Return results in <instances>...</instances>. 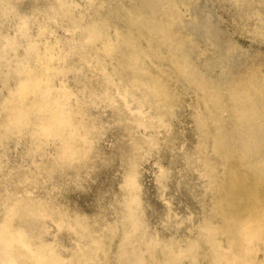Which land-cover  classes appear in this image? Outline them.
<instances>
[{"label": "rangeland", "instance_id": "374dc122", "mask_svg": "<svg viewBox=\"0 0 264 264\" xmlns=\"http://www.w3.org/2000/svg\"><path fill=\"white\" fill-rule=\"evenodd\" d=\"M72 1L77 6L75 24L69 21L57 0H5L3 6L0 0V114L12 108L22 122L20 130L1 131L4 136L0 137V213L14 209L26 238L34 246L57 243L66 257L88 243L72 231L59 235L53 211H67L72 217L86 219L91 244L98 241L99 232L106 225H119L115 209L126 167L125 152L132 140L118 118L126 116L125 122L132 124L130 116L135 114L144 124L148 116L154 117V112L149 115L132 112L127 104L119 102L114 111L100 105L91 88L99 78L93 77L87 66L83 67L79 57L81 47L91 35L95 38V32L114 34L116 29L125 30L135 4L148 0ZM177 1L183 4L177 28L197 46L194 64L198 75L213 90L227 82L229 76L222 74V66L228 60L229 47L235 45L239 56L247 59L241 70L246 66L260 68L256 71V86L264 94V38L259 35L264 28L259 29L258 22V16L264 18V0ZM241 8L247 11L246 15H240ZM207 19L217 28L211 41L204 35ZM162 65L166 70L169 68ZM108 80L109 77L104 82ZM33 87L44 103L60 106L65 120L75 125L88 124V133L95 136L96 142L84 156L83 164H65L57 158L55 145L47 144L39 111L23 98V93ZM179 94L175 114L160 132L153 134L143 126L133 134L144 143L152 133L150 140L157 141L153 152L141 156L139 167L143 222L159 240L173 238L181 246L187 241L196 242L194 264H216L199 227L203 216L215 226L218 222L213 218L211 197L205 193L198 171L187 160H194L200 147L207 157L216 160L213 133L203 143L193 122L199 96L185 85L180 86ZM219 105L223 117L228 119L230 101ZM197 111H203V107ZM224 123L229 126L228 121ZM235 145L234 139L225 137L217 154L229 159ZM249 166L264 170V152L260 158H251ZM226 239L224 235L219 238L225 248ZM146 246L145 259H156L155 249ZM120 247L118 235L111 242L106 264H116L115 255ZM257 259L264 263V250L257 253Z\"/></svg>", "mask_w": 264, "mask_h": 264}, {"label": "bare ground", "instance_id": "6f19581e", "mask_svg": "<svg viewBox=\"0 0 264 264\" xmlns=\"http://www.w3.org/2000/svg\"><path fill=\"white\" fill-rule=\"evenodd\" d=\"M57 1L69 21L75 24L78 21L75 2ZM4 2L2 0V6ZM182 5L177 0L136 3L126 20L125 30L116 29L114 34L95 32L96 37L91 35L79 51L83 67L87 66L86 70L99 78L91 88L100 105L114 111L119 102L143 115L154 112L153 119L148 116L144 124L135 114L130 116L132 124L125 122L126 116L118 118L132 140L125 152L126 167L118 208L115 209L119 225H106L99 232L98 241L91 244L87 236L90 224L86 219L54 210L59 235L62 231H72L80 238H86L88 243L66 257L57 243L34 246L26 238L19 214L11 208L0 213V264H106L111 242L118 235L121 247L115 255L116 264H194L198 250L196 242L187 241L181 246L173 238L159 240L144 224L139 169L141 156L156 149L157 141L150 140L152 133L160 132L175 114L182 85L199 96L195 101L193 122L203 143L210 139L209 133H213L212 149L217 155L216 160L209 158L200 147L194 160L187 159L198 171L205 193L211 197L213 218L218 222L215 226L212 220L203 216L199 229L205 235L216 264H264L257 259V253L264 250V170L249 166L251 158H260L264 152V94L262 88L256 86V71L260 68L246 66L241 70L247 59L239 56L237 47L232 45L228 60L222 66V74L229 78L213 90L197 73L195 42L177 28L182 19ZM239 13L244 16L247 11L241 8ZM260 16L259 29H262L264 18ZM215 29L212 21L207 19L204 35L209 41ZM259 35L264 38L263 30ZM161 64L169 68L166 70ZM170 75L175 78L174 83ZM107 77L109 80L105 83ZM35 88L26 90L23 98L39 111L47 144L55 145L57 158L65 164H83L84 156L96 142L95 136L88 133V124L75 125L65 120L60 106L44 103L33 92ZM227 100L231 103L226 114L228 119L223 117L219 105ZM201 106L203 111H197ZM13 111L11 108L0 114V137L4 136L1 132L4 128L7 131L21 129L22 122ZM225 121L229 126H224ZM143 126L152 131L144 143L133 137L134 131ZM225 137L236 142L229 159L217 154L218 145ZM222 235L227 238L226 248L219 240ZM146 245L155 249L156 259L153 254V259H145L143 249Z\"/></svg>", "mask_w": 264, "mask_h": 264}]
</instances>
